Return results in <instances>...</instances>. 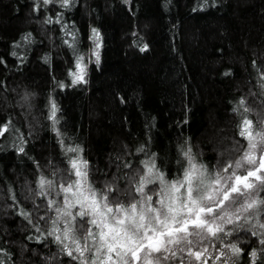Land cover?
I'll return each mask as SVG.
<instances>
[{
	"label": "trees",
	"instance_id": "trees-1",
	"mask_svg": "<svg viewBox=\"0 0 264 264\" xmlns=\"http://www.w3.org/2000/svg\"><path fill=\"white\" fill-rule=\"evenodd\" d=\"M93 29L99 62L72 85ZM262 76L264 0H0V264H74L47 235L39 217L55 213L36 195L41 176L66 175L70 156L88 162L96 188L121 189L150 159L168 179L181 175L189 148L213 172L237 159L246 141L233 109L244 100L254 124L264 116ZM259 240L229 238L239 264H264Z\"/></svg>",
	"mask_w": 264,
	"mask_h": 264
},
{
	"label": "snow or ice",
	"instance_id": "snow-or-ice-1",
	"mask_svg": "<svg viewBox=\"0 0 264 264\" xmlns=\"http://www.w3.org/2000/svg\"><path fill=\"white\" fill-rule=\"evenodd\" d=\"M72 2L61 0V6ZM92 32L99 41L97 30ZM95 55L99 62V53ZM82 60L78 57L76 71L70 70L73 85L85 82ZM245 104L241 100L233 111L240 113L237 127L246 143L237 141L239 157L215 172L198 162L189 148L178 161L181 175L168 179L150 159L128 178L127 189L113 183L96 188L88 162L79 155L68 157L70 168L59 180L41 176L36 195L46 198V210L55 216L39 219L51 222L47 235L59 252L74 264H239L243 249L228 237L245 230L259 236L264 246V116L254 124L245 115L251 111ZM56 112L53 103L54 125ZM7 130L8 125L0 127V135ZM21 214L29 219L28 213Z\"/></svg>",
	"mask_w": 264,
	"mask_h": 264
},
{
	"label": "rangeland",
	"instance_id": "rangeland-1",
	"mask_svg": "<svg viewBox=\"0 0 264 264\" xmlns=\"http://www.w3.org/2000/svg\"><path fill=\"white\" fill-rule=\"evenodd\" d=\"M97 43H99V48H97V46H96ZM92 44H93V50H92V53H91L90 58H88V60H87V62H88L87 65H85L84 63H82V66L85 68V73H86L85 74V82H86V79H87V71H88V65H89V63H91V61H93V60L97 62L95 53L98 52L99 53V57H100V49H101L100 39H99V41H96V40H94V37H93L92 38ZM91 58H93V59H91ZM85 82H82V83H85ZM78 155L81 156L80 154H78ZM261 195H262V197H264V193H262ZM48 198H54V197H48ZM229 227H231V226H229ZM229 238L230 237H228L227 239L229 240Z\"/></svg>",
	"mask_w": 264,
	"mask_h": 264
}]
</instances>
